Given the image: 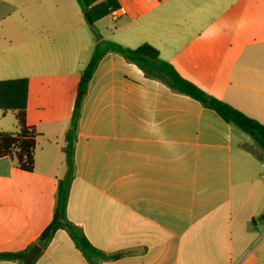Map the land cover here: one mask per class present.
Returning <instances> with one entry per match:
<instances>
[{"label": "crops", "instance_id": "1", "mask_svg": "<svg viewBox=\"0 0 264 264\" xmlns=\"http://www.w3.org/2000/svg\"><path fill=\"white\" fill-rule=\"evenodd\" d=\"M118 3L125 14L95 22L103 39L153 45L182 77L264 124V0ZM87 24L77 0H0V80H29L26 121L38 133L33 171L0 158V253L32 248L53 219L95 45ZM80 106L66 213L117 256L100 264H264V222L250 224L264 188L251 149L235 144L239 128L111 52ZM0 130L17 131L13 112L0 111ZM33 264L89 262L59 230Z\"/></svg>", "mask_w": 264, "mask_h": 264}, {"label": "trees", "instance_id": "2", "mask_svg": "<svg viewBox=\"0 0 264 264\" xmlns=\"http://www.w3.org/2000/svg\"><path fill=\"white\" fill-rule=\"evenodd\" d=\"M77 2L84 14L90 12L93 20L91 26L95 37L90 60L80 74L78 92H82L83 96L88 90L90 80L101 58L107 53H116L140 68L147 78L158 80L172 91L187 95L200 102L204 107L214 110L231 126L250 135L254 142L264 149V124L225 101L208 94L193 82L182 77L171 63L160 57L158 49L153 45L144 43L137 48H129L102 38L95 28V22L117 9L119 7L118 0H77ZM28 93L29 80L27 78L0 80V111L3 114L9 111L13 112L17 122V131L15 132L0 130V158H10L20 169L31 172L34 170L38 133L35 127L29 126L26 121ZM80 118L81 106H76L65 137L66 174L58 184L53 219L39 235L37 244L44 249L59 230H66L89 264H100V261L113 260L117 256L109 255L94 247L87 239L83 229L71 222L66 213L70 188L75 175L74 151ZM260 219L264 221V210ZM30 249L31 247L20 252L0 253V260L28 264L23 261V257Z\"/></svg>", "mask_w": 264, "mask_h": 264}, {"label": "rangeland", "instance_id": "3", "mask_svg": "<svg viewBox=\"0 0 264 264\" xmlns=\"http://www.w3.org/2000/svg\"><path fill=\"white\" fill-rule=\"evenodd\" d=\"M108 21V18L106 19ZM90 33L94 35L93 27L87 24ZM242 144L243 146L250 148L251 153L254 154V157L257 159L258 163V178L260 180L261 188H264V149L259 147L253 140V138L248 135L247 133L243 132L242 130H238L235 133V144ZM263 220L260 219V215L254 216L251 219V225L255 226L256 228L260 229L261 225L263 224Z\"/></svg>", "mask_w": 264, "mask_h": 264}, {"label": "water", "instance_id": "4", "mask_svg": "<svg viewBox=\"0 0 264 264\" xmlns=\"http://www.w3.org/2000/svg\"><path fill=\"white\" fill-rule=\"evenodd\" d=\"M84 15H85L86 20L88 21V23L90 25H92L93 24V20L91 18L90 12H86ZM82 97H83V93L82 92H78L77 99H76V106L77 107L81 105ZM41 250H42V248L40 247V245H38V244L34 245L29 250V252L26 255H24L23 261L25 263H28V264L33 263L34 260L37 258V256L40 254Z\"/></svg>", "mask_w": 264, "mask_h": 264}, {"label": "built area", "instance_id": "5", "mask_svg": "<svg viewBox=\"0 0 264 264\" xmlns=\"http://www.w3.org/2000/svg\"><path fill=\"white\" fill-rule=\"evenodd\" d=\"M126 11L123 7H119L115 10H113L110 15L113 19H117L118 17H120L121 15L125 14Z\"/></svg>", "mask_w": 264, "mask_h": 264}]
</instances>
